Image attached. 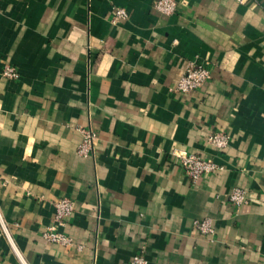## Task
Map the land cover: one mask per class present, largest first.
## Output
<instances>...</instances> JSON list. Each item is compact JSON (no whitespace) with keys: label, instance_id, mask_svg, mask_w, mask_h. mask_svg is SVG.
I'll return each mask as SVG.
<instances>
[{"label":"crops","instance_id":"obj_1","mask_svg":"<svg viewBox=\"0 0 264 264\" xmlns=\"http://www.w3.org/2000/svg\"><path fill=\"white\" fill-rule=\"evenodd\" d=\"M158 1L0 0V264H264V0ZM180 152L221 169L195 185Z\"/></svg>","mask_w":264,"mask_h":264},{"label":"built area","instance_id":"obj_2","mask_svg":"<svg viewBox=\"0 0 264 264\" xmlns=\"http://www.w3.org/2000/svg\"><path fill=\"white\" fill-rule=\"evenodd\" d=\"M243 2L245 0H239ZM176 2L174 0H159L156 3V8L164 14H169L174 11ZM117 19L127 17V13L123 9H118L115 14ZM4 76L9 79L17 78V72L12 67H6ZM211 73L205 64H199L196 62H190L187 69L181 78L178 90L183 93H188L201 88L209 79ZM209 142L219 151L226 149L230 143V136L226 133H213L209 136ZM93 142V135L90 131H85L84 144L81 147V153H87L88 146ZM176 156L179 158L180 163L191 179L193 184H198L201 178L204 176L218 172L219 167L212 159L203 158L196 154H189L186 152L177 153ZM229 201L236 207L241 206L246 202V192L242 189L236 188L229 195ZM56 215L55 221L57 224H61L67 217H69L73 210V201L68 198H62L55 203ZM196 228L203 233H213V227L211 220L204 219L195 222ZM47 240L62 244L70 245L72 240L56 231V226L49 227L48 230L43 234ZM131 264H147L145 257L138 254L133 257Z\"/></svg>","mask_w":264,"mask_h":264}]
</instances>
